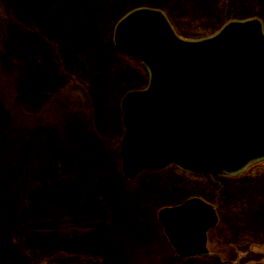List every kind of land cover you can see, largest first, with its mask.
<instances>
[{
    "label": "rangeland",
    "instance_id": "374dc122",
    "mask_svg": "<svg viewBox=\"0 0 264 264\" xmlns=\"http://www.w3.org/2000/svg\"><path fill=\"white\" fill-rule=\"evenodd\" d=\"M97 1L104 9L111 3H117L120 10L127 11L136 0ZM158 1L160 4L156 7L140 6L134 10L148 8L162 11L176 34L188 42L211 38L224 26L235 21L257 19L264 24V0ZM55 3L56 0H8V7L14 12L20 11L28 26L40 29V33L42 30L47 32V38H51V43L55 40L58 50L63 54L65 51L72 53L74 58L65 56L66 63L63 60L62 65L68 73L71 71L76 81H81L85 78V71L89 73L91 69V51L77 38L72 28L76 29V22L67 23L64 14L61 17L58 7L55 12ZM101 16L99 14L93 21H98ZM105 22L106 19L103 23ZM55 27L57 31L54 30ZM85 28L96 34V28H92L90 23ZM61 35L63 36L60 38ZM40 47L34 52L37 61L39 58L41 63L45 59L51 61L50 47L43 44ZM17 54H21L18 49ZM110 56L109 62H105L104 66L109 63L106 67L108 70L118 69L109 73L114 83L110 82L109 74L98 82L101 86L110 85L113 88H102L106 91L102 93L106 96L104 101L101 96L98 97L99 90L95 91L94 101L97 105L95 103L93 111H85V106L91 101V94L81 89L73 92L72 80L69 81L71 85L68 88L63 87L65 80H62L64 83L58 82L56 90L55 83L50 81L48 86L40 84L39 88L36 80L29 79L33 77L24 81L29 87L32 85L27 88L25 102H28L30 92L35 94L37 90L44 91L40 96L44 109L38 115L41 119L44 116V120L31 123L15 114L11 132L16 131L21 141L7 146L4 136H0V264H48L30 239L28 199L35 190L60 182L70 183L84 175L91 177V180L98 177L101 181L102 190L99 191L102 198L99 203L102 213L99 217L104 219L110 213V217L104 219L109 232L105 238V256L101 264L171 263L177 255L159 222V211L193 198H200L218 209L220 223L209 236L211 256L216 264H264V163L250 167L234 177H203L175 168L152 176L144 173L136 181L125 178L121 168L124 128L122 117L115 114V99L132 91L131 88L145 89L148 76L142 68L129 66L113 55ZM14 59L18 68L25 61L20 57ZM40 66L43 68L42 64ZM118 76H124L127 81L117 82ZM13 78L10 72L0 74L3 101L9 110L8 103L14 102L16 98V92L11 90ZM106 109L113 111L112 115L105 114ZM66 112L70 114L67 118ZM73 114L82 121H85V116L88 122L92 118L91 124L96 132L92 127L88 132L68 130V147H59L55 153L53 147H46L52 143L46 145L41 140V133L30 136L33 132L31 128L40 126L39 123L52 125L53 129L67 127L66 123L68 128H75L77 121ZM63 118L67 120L60 122ZM115 123H118L120 130H111ZM25 132H28L29 137L23 135ZM103 135L113 141L109 148L102 142ZM31 139L33 144L30 149L29 144L24 141ZM87 158H91V163ZM52 168L54 172L47 176ZM32 177L37 178V181L33 182ZM91 183L94 184L95 181Z\"/></svg>",
    "mask_w": 264,
    "mask_h": 264
},
{
    "label": "water",
    "instance_id": "95a60500",
    "mask_svg": "<svg viewBox=\"0 0 264 264\" xmlns=\"http://www.w3.org/2000/svg\"><path fill=\"white\" fill-rule=\"evenodd\" d=\"M117 50L150 73L146 89L121 102L122 170L135 180L176 165L202 176H232L264 160V26L226 25L199 42L181 39L165 14L142 8L116 27ZM159 221L181 258L209 254L215 208L194 198Z\"/></svg>",
    "mask_w": 264,
    "mask_h": 264
},
{
    "label": "trees",
    "instance_id": "16d2710c",
    "mask_svg": "<svg viewBox=\"0 0 264 264\" xmlns=\"http://www.w3.org/2000/svg\"><path fill=\"white\" fill-rule=\"evenodd\" d=\"M158 4H160L158 0H136L134 5L128 7L131 9L122 11V9L120 10L118 8L117 3H111L107 9H104L97 0L96 2H93V0H56L55 12L58 7L57 9L61 12V17L62 14H64L67 23L74 24V22H76V29L73 26L72 28L75 30V34L79 41L90 49L92 55L89 73L85 71V78L81 81H76L73 75H71V71L68 73V71L65 70L66 68L62 65L63 60L65 62V56L66 58L67 56L72 59L74 58L72 57V53L65 51L63 54L62 51L58 50L56 41L54 40V42L51 43V38H47L49 36L47 32H43L41 29L42 33H40V29L28 26L20 11L14 12L12 8L8 7V0H0V74L10 72V74L13 75L14 78L11 82V90L16 92L15 101L8 103L11 109L9 110L3 101L4 91L0 86V136H4L6 143H8L7 146L21 141L20 135H18L16 131L15 133L11 132L13 131L11 126L15 114L18 115V117L25 118V120L31 123L44 120V116L42 119L40 116L38 117V115H41L40 111L44 109V106H41L42 101L40 100V96L44 91L41 92L37 90L35 94L34 92H30V97L32 94L35 96L33 98L29 97L27 100L28 102H25L26 100L24 99L28 96L27 88L29 87L28 84H24L26 78L33 77L29 79L36 80L38 88L40 84L41 86H48L50 81L51 83H55L54 90H56V86L59 85L58 82L64 83L62 80H65L63 87L68 88L69 85L73 84V92H77L80 89L86 90L91 94V101L88 106H85V111L90 109L93 111L95 103L97 105V102L94 101L95 91L99 90L98 97L101 96L102 101H104L106 96L102 95L105 91L102 88H113L110 85L101 86V83L98 82L110 72L118 70L117 68L108 70L106 67L109 63L104 66L105 62H109L110 55L129 64V66L136 65L142 68L148 76V72L142 64L123 55L116 49L114 44V30L117 23L126 13L140 6L156 7ZM98 12L102 15L101 18L98 21H93L99 17V14H97ZM81 16L84 17L81 18ZM105 19L106 22L103 23ZM89 23L92 28H96L94 29L96 30V34L85 28ZM54 30H56V27ZM56 34L58 35L57 32ZM62 36L63 35H61L60 38ZM42 44L43 46L50 47L51 61L45 59L44 62L41 63L40 58L39 61L35 58L36 55H34V52L38 51L37 47L41 48L40 45ZM17 49L21 54H17ZM19 57L21 60L25 61L22 62L18 68L15 65L16 61L14 58ZM40 64H42L43 68H41ZM103 73H105V75H103ZM23 75L25 77H22ZM109 75L110 82L114 83L112 75ZM71 80L72 83L70 84L69 81ZM120 81H127V78L118 76L117 82ZM112 85L116 86V84ZM31 86L29 88H31ZM131 89L133 90V88ZM126 93H124L120 99L118 97L115 99L117 100V110H115V114H119V117H122L120 101ZM107 109L104 113L109 116L112 115L113 111ZM70 113L72 114V112ZM68 116H70V114L67 113L66 118ZM92 116L94 115L92 114ZM66 118L57 120L63 122L67 120ZM73 118L77 121V126L75 128H68L66 123L67 127L59 126V128L53 129L52 125L39 123L40 126L37 125L38 127L31 128L33 132L30 136H32L33 133H41V140H43L46 145L52 143L46 147H53V152L55 153L56 151L58 152L59 147H68V130L75 129L81 132H88L92 127L93 131L96 132L93 124H91L92 118L90 122L87 121L86 116L85 121H82L81 118H77L75 114H73ZM114 125L115 126H113L111 130H118V123ZM70 126H73V124ZM101 134H104V132ZM23 135L29 137L28 132H25ZM102 138L103 144L109 148L113 141L104 135ZM32 140L33 139L24 141L26 144H29L30 149L33 144ZM27 150L29 151V149ZM87 159L88 162L91 163V158ZM57 166L59 168V163ZM169 170L165 172H169ZM53 172L54 168L50 169L47 176L51 175ZM165 172L145 175L152 176ZM31 179L33 182L37 181V178L32 177ZM91 181H95V183L92 184ZM100 183L101 181L98 177H96L95 180H91V177L84 175V177L75 178L70 183L60 182L57 185L45 186L31 193L28 199L30 239L34 242L48 264H101L104 260L105 255L103 256V249L105 238L108 237L109 232L107 224L104 223V219L109 218L110 213H108V216L106 218L104 217V219L99 217L102 213V206L99 203L102 198V194H100L99 191V189H101ZM39 210L41 211L39 212ZM111 228H114V226ZM111 230L112 229H110V231ZM201 263L216 264V260H214L212 256H198L186 259L176 258L169 264Z\"/></svg>",
    "mask_w": 264,
    "mask_h": 264
}]
</instances>
